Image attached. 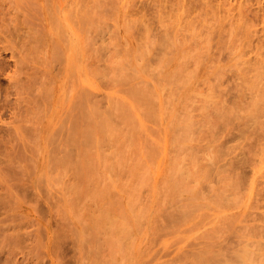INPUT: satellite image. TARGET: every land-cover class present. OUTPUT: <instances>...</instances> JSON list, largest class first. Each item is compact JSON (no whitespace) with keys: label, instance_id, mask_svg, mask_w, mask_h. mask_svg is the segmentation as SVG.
I'll return each instance as SVG.
<instances>
[{"label":"rangeland","instance_id":"374dc122","mask_svg":"<svg viewBox=\"0 0 264 264\" xmlns=\"http://www.w3.org/2000/svg\"><path fill=\"white\" fill-rule=\"evenodd\" d=\"M248 1L0 0V264H195L264 243V116L244 123L264 92V0ZM90 105L107 128L88 150L70 116Z\"/></svg>","mask_w":264,"mask_h":264},{"label":"bare ground","instance_id":"6f19581e","mask_svg":"<svg viewBox=\"0 0 264 264\" xmlns=\"http://www.w3.org/2000/svg\"><path fill=\"white\" fill-rule=\"evenodd\" d=\"M245 1H246V0H245ZM247 1H248V0H247ZM258 1H260V0H258ZM258 1H257V2H258ZM187 2H188V1H187ZM248 2H250V0H249ZM247 7H248V6H247ZM248 8H249V7H248ZM81 19L84 20V17L80 16V20H81ZM83 20H82V21H83ZM82 21H81V22H82ZM83 22H84V21H83ZM83 22H82V23H83ZM243 26H244V25H243ZM243 26H242V27H243ZM240 27H241V26H240ZM244 27H245V26H244ZM245 28H247V27H245ZM240 31H241V30H240ZM245 32H246V31H245ZM242 34H243V33H242ZM261 38H262V37H261ZM258 41H259V40H258ZM259 42H260V41H259ZM256 44H257V43H256ZM254 46H255V45H254ZM33 47H34V46H33ZM259 48H260V46H259ZM255 49H256V46H255ZM260 49H261V48H260ZM260 49H259V51H260ZM251 51H252V50H251ZM257 51H258V50H257ZM262 54H263V53H262ZM137 59H138V58H137ZM260 60H261V59H260ZM246 61H247V60H246ZM254 61H255V60H254ZM0 62H1V61H0ZM85 63L87 64V62H85ZM247 63H248V62H247ZM254 63H255V62H254ZM256 63H257V62H256ZM256 63H255V64H256ZM259 63H260V62H259ZM261 63H262V62H261ZM258 65H259V64H258ZM261 65H262V64H261ZM262 66H263V65H262ZM96 67H97V66H95V68H96ZM253 67H254V66H253ZM256 67H259V66H256ZM0 69H1V65H0ZM96 69H97V68H96ZM101 69H102V68H101ZM247 69H248V68H247ZM254 70H255V69H254ZM262 70H263V69H262ZM3 71H4V70H3ZM99 72H100V71H99ZM101 72H102V71H101ZM101 72H100V73H101ZM246 72H247V71H246ZM90 73H91V72H90ZM76 74H77V73H76ZM76 74H75V76H76ZM92 74H93V72H92ZM97 74H98V73H97ZM72 75H73V74H72ZM90 75H91V74H90ZM98 75H99V74H98ZM174 75H176V74H174ZM248 75H249V74H248ZM260 75H262V74H260ZM77 76H78V75H77ZM94 76H97V75H94ZM94 76H93V77H94ZM99 76H100V75H99ZM99 76H98V77H99ZM102 77H105V76H102ZM253 77H254V76H253ZM77 78L80 79L79 76H78ZM77 78H76V80H77ZM95 78H96V77H95ZM99 78H101V77H99ZM251 78H252V77H251ZM260 78H261V77H260ZM102 80H103V78H102ZM247 80H248V79H247ZM77 81H80V80H77ZM98 81H99V80H98ZM260 82H261V79H260ZM253 84H254V83H253ZM263 84H264V83L262 82V85H263ZM259 85H260V84H259ZM80 87H82V86H80ZM83 87H84V86H83ZM258 87H259V86H258ZM260 87H261V86H260ZM85 88H86V89H85ZM133 88H134V87H133ZM136 88H138V87H136ZM87 89H88L87 87H84L83 92H86ZM134 89H135V88H134ZM140 89L143 90L142 88H140ZM257 89H258V88H257ZM259 89H260V88H259ZM79 90H81V88H80ZM85 90H86V91H85ZM131 90H132V88H131ZM131 90H130V91H131ZM261 90H262V88H261ZM263 90H264V89H263ZM263 90H262V92H263ZM90 91H91V90H90ZM91 92H92V91H91ZM91 92H90V94H91ZM132 92H133V91H132ZM144 92H145V91H144ZM257 92H259V91H257ZM79 93H80V92H79ZM139 93H140V92L137 90V92H135V95H139V96H137V97H138V98H141ZM260 93H261V92L258 93V95H259L260 97H258V95H257L255 98H253V97L251 96V98L254 99V100H251V102H252L251 104H252L253 106H252L251 104H250L251 106H249V108L251 107L252 110H250L251 113H250V111H249V114H250V115L246 116V117H247V120H245V119H246V117H245V119H244V120H245V121H244L245 124H248V123H247L248 120H249V122H250V120H252V121H253L252 124H254L255 122H256L255 124H257V121H259V119H261V118L264 116V92H263V95L260 94ZM83 94H84V93H82V94L80 93V94H79L80 96L78 97V95H77V98L80 99L81 95H83ZM86 94H87V95L89 94L88 91L86 92ZM86 94H85V96H82V98H83L82 101L85 100L84 103L81 102V99H82V98L80 99V101L77 100V101H79V103L76 104V105H78V106H76L77 108H78L79 106H81L80 103H82V104L84 105L85 102L88 101V99L90 98V97H87ZM147 94H148V93H147ZM131 95H133V93H131ZM131 95H130V96H131ZM141 95H142V94H141ZM144 95H145V94H144ZM142 96H143V95H142ZM147 96H148V95H147ZM254 96H255V95H254ZM75 97H76V96H75ZM75 97H74V98H75ZM84 97H85L86 99H84ZM144 97H145V96H144ZM144 97H142L141 99L143 100ZM77 98H76V99H77ZM87 98H88V99H87ZM131 98H132V100H134V101L137 102V99H136L135 97H134L135 99L133 98V96H131ZM147 98H148V97H147ZM76 99H73V100H75L74 103H77ZM90 99H91V98H90ZM90 99H89V101H88L89 104H91V103H90ZM148 99H149V98H148ZM144 100H145V99H144ZM150 100H151V99H150ZM249 100H250V99H249ZM140 102H141V100H140ZM140 102H139V100H138V104H139V105H141ZM144 102H145V101H144ZM146 102H147V101H146ZM150 102H151V101H150ZM150 102H149V103H150ZM86 103H87V102H86ZM214 103H215V102H214ZM216 103L218 104V102H216ZM219 103H221V102H219ZM233 103H234V102H233ZM89 104L87 103L86 105L88 106ZM207 104H208V103H207ZM74 105H75V104H74ZM125 105H127V104H125ZM135 105H136V104H135ZM224 105H225V104H224ZM232 105H233V104H232ZM84 106H85V105H84ZM87 106H86V107H82V108H83V111H82V112L85 114V115H83L84 117H81V116H80V115H82V113H81V114H77V112H75V113L78 115V117H80V119H78L77 117H75V115L70 116V115L72 114V112H71V108L69 109L71 114L68 113L66 116H68V117H69V116L72 117V119H74V120L76 121L77 124H80V123L82 122L81 120L84 121V119H85L86 121L82 122L83 124H80V126L83 125V127L85 126L84 123H87V120H88V124H87V125H89V126H88V128L84 129L85 131L83 130V131L86 132V133L81 132V135H82V133L86 135V140H87V141L85 140V143H84V144L86 145V144L89 143V145H91L90 149H93L92 144H94V147L96 148V145H95V144L97 143L96 139L98 138L99 135H101L100 132L105 131V130H103V129H104V127L107 128V126L104 125L106 122H103L102 119H101V120H102V122H103L104 127L102 126V122H101V124H100V125H101L100 127H102L103 129L100 128V127H98V126H99L98 124L96 125L97 127H94V126H93L94 123H93V125H91L92 123H91L89 120L93 121L94 119H97V117H99V112H100V110L97 109V107L90 105L91 108L93 107V108H92V112H91L90 110H88L89 107L87 108ZM128 106H129V105H128ZM211 106H212V105H211ZM222 106H223V105H222ZM233 106H234V105H233ZM235 106H236V105H235ZM70 107H72V106H70ZM74 107H75V106H74ZM74 107H73V108H74ZM219 107H220V106H219ZM252 107H253V108H252ZM73 108H72V110H73ZM77 108H76V109H77ZM84 108L87 109L86 112L89 113L88 115L84 112V110H85ZM119 108H123V107H122V104H121V107H119ZM215 108H216V107H215ZM215 108L213 107L212 109H215ZM230 108H231V107H229L228 112H230ZM80 109H81V107H80ZM93 109H95V110H93ZM96 109L98 110V112H97ZM123 109H126V110H127V107L125 106V108H123ZM123 109H121V111H123ZM224 109H226V107H225ZM77 110H79V109H77ZM128 110H130V109H128ZM128 110H127V111H128ZM217 110H218V108H217ZM243 110H247V109L245 108V109H243ZM248 110H249V109H248ZM73 111H74V110H73ZM79 111H80V110H79ZM93 111H94V112H93ZM124 111H125V110H124ZM131 111H132V110H131ZM221 111H222V110H221ZM221 111H220V112H221ZM231 111H232V110H231ZM128 112H129V111H128ZM128 112H125V114L128 113ZM212 112H213V110H212ZM220 112L218 113V116H221L222 118H223V117H224V118H228V117H229V114H228V113H224V112H223V113L220 114ZM244 112H245V111H244ZM247 112H248V111H247ZM90 113H91V117H92V118H93V116H94L95 114L98 113V115H97V116L95 115L96 117L92 119V118L89 116ZM93 113H94V114H93ZM122 113H123V112H121L120 114H122ZM230 113H231V112H230ZM233 113H234V112H233ZM131 114H132V113H131ZM148 114H149V112H148ZM231 114H232V113H231ZM247 114H248V113H247ZM92 115H93V116H92ZM126 115H129V114H126ZM132 115L134 116V114H132ZM151 115H152V114H151ZM213 115H214V114H213ZM215 115H216V114H215ZM234 115H235V114H234ZM66 116L64 117L65 119L67 118ZM87 116H89V117H87ZM121 116H123V115H121ZM211 116H212V114H211ZM212 117H213V116H212ZM212 117H211V118H212ZM233 117H234V116H233ZM248 117H251V119H248ZM75 118H76V119H75ZM81 118H83V119H81ZM124 118H127V117H124ZM129 118H130V120H131L132 117H129ZM207 118H208V117H207ZM207 118H206V119H207ZM215 118H216V117H215ZM230 118H231V117H230ZM67 119H68V118H67ZM72 119H71V126L75 125V122H73V124H72V121H73ZM133 119H134V118H133ZM217 119H219V118L217 117ZM231 119H232V118H231ZM231 119H230V120H231ZM242 119H243V118H242ZM78 120L81 121V122L79 123ZM124 120H125V119H124ZM221 120L223 121V119H221ZM221 120H220V121H221ZM225 120H228V119H225ZM62 121H63V120H62ZM65 121H66V120H64L63 122H65ZM127 121H128V120H127ZM131 121H132V120H131ZM131 121H130V122H131ZM217 121H218V120H217ZM217 121H216V122H217ZM222 121H221V122H222ZM263 121H264V120H263ZM263 121H260V122L262 123V125H263ZM68 122H69V120H68ZM93 122H95V120H94ZM97 122H98V121H97ZM128 122H129V121H128ZM180 122H181V120H180ZM90 123H91V124H90ZM99 123H100V121H99ZM227 123H230L229 120L227 121ZM64 124H66V122H65ZM77 124H76V126H77ZM255 124H254V126H255ZM60 125H61V124H60ZM62 125H63V123H62ZM67 125H68V123H67ZM67 125H65V126H60V127H61V128H64V127H66ZM112 125H113V124H112ZM188 125H190V123H189ZM188 125H186V126H187L188 128H190ZM238 125H239V124H238ZM238 125H237V126H238ZM249 125H250V123H249ZM249 125H248V126H249ZM78 126H79V125H78ZM235 126H236V125H235ZM256 126H257V125H256ZM256 126H255V127H256ZM60 127H59L58 129H61ZM67 127H68V126H67ZM67 127H66V128H67ZM74 127H75V126H74ZM83 127L81 126V128H83ZM245 127H246V125H245ZM255 127H254V128H255ZM257 127H259V125H258ZM261 127H262V126H261ZM71 128H73V127H71ZM71 128H69V129L67 128V129H68L67 131H69ZM106 128H105V129H106ZM181 128H182V127H181ZM237 128H238V127H237ZM246 128H247V127H246ZM73 129H74V128H73ZM78 129H80V127H79ZM78 129H77V127H76L75 131H78ZM101 129H102V130H101ZM240 129H241V128H240ZM248 129H250V126H249ZM251 129H252V126H251ZM260 129L262 130V128H260ZM61 130H63V129H61ZM65 130H66V129H65ZM65 130L63 131L64 133H65ZM106 130H107V129H106ZM245 130H246V129L244 128V130H242V131L245 132ZM253 130L255 131V129H253ZM256 130H257V129H256ZM57 131H58V130H57ZM57 131H55V134H58V133H56ZM79 131H82V130L80 129ZM99 131H100V132H99ZM251 131H252V130H251ZM254 131H253V132H254ZM61 132H62V131H60L59 133L61 134ZM70 132H71V133H70ZM70 132H69L68 134H69V135H71V134L73 135L72 131H70ZM105 132H106V131H105ZM260 132H262V131H260ZM64 133H63V134H64ZM98 133H100V134H98ZM103 133H104V132H103ZM103 133H102V134H103ZM183 133H184V132H183ZM190 133H191V132H190ZM250 133H251V132H250ZM256 133H257V132H256ZM258 133H259V132H258ZM258 133L256 134L257 137H258ZM104 134H105V133H104ZM104 134H103V135H104ZM243 134H244V133H243ZM245 134H246V133H245ZM58 135H59V134H58ZM186 135H187V134H186ZM259 135H260V134H259ZM82 136H83V135H82ZM76 137H77V136H76ZM84 137H85V136H84ZM103 137L105 138V136H103ZM252 137H253V136H252ZM257 137H256V138H257ZM68 138H70L71 141H72V139H73L72 136H71V137H68ZM100 138H101V136H100ZM106 138H107V137H106ZM261 138H262V137H261ZM257 139H258V141L260 140V138H257ZM105 140H106V139H105ZM261 140H262V139H261ZM71 141H70V142H71ZM68 142H69V140H68ZM73 142H75V141H73ZM73 142H72V143H73ZM251 143H252V142H251ZM258 143H260V141H259ZM60 144H61V143H60ZM69 144H70V143H69ZM74 144H75V143H74ZM81 144H82V143H81ZM163 144H164V143H163ZM63 145H64V144H63ZM65 145H68V144L65 143ZM65 145H64V146H65ZM71 145H73V144H71ZM85 145H84V148H85L86 146H87V148H88V145H86V146H85ZM262 146H263V145H262ZM68 147H70V146L68 145ZM71 147H72V146H71ZM253 147H254V146H253ZM79 148H80V147H79ZM81 148H83V145H82ZM95 148H94V149H95ZM260 148H263V147H261V145H260ZM58 149H60V147H58ZM66 149H67V147H66ZM90 149L88 148V150H90ZM80 150H82V153H83V151H86V150H83V149H80ZM260 150H261V152L263 151L262 149H260ZM61 151H62V150H61ZM91 151H92V150H91ZM254 151H255V150H254ZM69 152H70V153H69ZM78 152H79V151H78ZM92 152H95V151L93 150ZM62 153H63V151H62ZM87 153H88V155H89L90 151L87 152ZM255 153L259 154L260 152H259V150H257V151L254 152V154H255ZM68 154L70 155V154H72V152H71V151H68ZM68 154H66V156H67ZM73 154H74V153H73ZM73 154H72V155H73ZM80 154H81V153H80ZM84 154H85V153H84ZM84 154H82V155H84ZM251 154H252V153H251ZM254 154H253V156H255ZM62 155H63V154H62ZM69 155H68V156H69ZM72 155H71V157H72V159H73L74 156H72ZM85 155H86V154H85ZM85 155H84L83 157H85ZM88 155H87V156H88ZM262 155H263V154H261V156H262ZM253 156H251V157H253ZM71 157H70V158H69V157H67V158L64 157V158L66 159V161H69V160H71ZM78 157H79V156H78ZM80 157H82V156H80ZM83 157H82V158H83ZM89 157H90V156H89ZM251 157H249V158H251ZM258 157H259V155H258ZM57 158H58V157H57ZM64 158H63V160L65 161ZM74 158H75V157H74ZM86 158H88V157H86ZM247 158H248V157H247ZM249 158H248V159H249ZM262 158H263V157H262ZM67 159H69V160H67ZM76 159H77V158H76ZM83 159H84V160H87V159H85V158H83ZM83 159H82V161L84 162ZM88 159H89V158H88ZM90 159H92V158H90ZM56 160H57V159H56ZM56 160H55V161H56ZM73 160H74V159H73ZM79 160H81V159L79 158ZM251 160H252V158H251ZM61 161H62V159H61ZM66 161H65V162H66ZM59 162H60V160H59ZM65 162L63 163V165L65 164ZM71 162L74 163V161H71ZM75 162L77 163V161H75ZM86 162H87V161H86ZM86 162H84V164H82L83 166L80 164V165L82 166V168H84V167L86 166V165H85ZM67 163H68V162H67ZM67 163H66V164H67ZM69 163H70V162H69ZM78 163H80V161H79ZM78 163H77V164H78ZM88 163H89V162H88ZM56 164H57V163H55V165H56ZM66 164H65V165H66ZM70 164H71V163H70ZM90 164H93L92 161L90 162ZM90 164H88V165H90ZM248 164H250V163H248ZM255 164H256V163H255ZM59 165H61V163H60ZM57 166H58V165H57ZM94 166H95V165H94ZM67 167H68V166H67ZM71 167H72V166H71ZM71 167H70V169H71ZM82 168H80V169H82ZM72 169H73V168H72ZM48 170H49V169H48ZM84 170H85V169L81 170V171H82V173H81V174H82V176H81L82 179L84 178V176H85V174H86L85 171H87V169H86L85 171H84ZM179 170H180V169H179ZM184 170L186 171L187 169H184ZM83 171H84L85 173H84ZM88 171H89V170H88ZM93 171H94V170H93ZM93 171H92V173H90V174L93 175V174H94ZM95 171H96V170H95ZM95 171H94V172H95ZM181 171H183V170H181ZM187 171H189V170H187ZM187 171H186V173L183 171L182 174H183L184 176H182L181 172L179 173V171L177 170L176 172L180 174V175H178V178L181 179V178L183 177L184 179H181V182H179L180 180L176 177V175H175L176 173H175L174 175H175V177L177 178V181L175 180V181H174V184H175V182H177V184H178V182H179L180 185H181L182 182L185 180L184 183H183L181 186L184 187V186L187 184L186 186H188V187H187L188 189L186 188V186H185V188H183V187L181 188V186H179V185H177V186L174 187V188H177V187H178V188H181V189H185L184 191L187 190L186 193H187V192L189 193L190 191H192V189H194V186L192 185L193 183H191L192 181H190V180L193 179V178L196 179V177H199V176H197L196 174H192V175H194V176H192V177H193V178H192V177H191V173H190L191 171H189V173H187ZM203 172H204V171H203ZM245 172H246V171H245ZM192 173H193V172H192ZM87 174H88V173H87ZM83 175H84V176H83ZM203 175H204V174H203ZM244 175H245V174H244ZM252 175H253V174H252ZM86 176H87V175H86ZM86 176H85V177H86ZM89 176H90V175H89ZM89 176H87V177H89ZM179 176H180V177L182 176V177L180 178ZM239 176H240V175H239ZM241 176H242V178H243V174H242ZM87 177H86V178H87ZM245 177H246V176H244L243 179H245ZM176 178H175V179H176ZM242 178H239V180L242 179ZM84 179H85V178H84ZM84 179H83V180H84ZM248 179H249V178H248ZM85 180H86V179H85ZM87 180H88V178H87ZM173 180H174V179H173ZM182 180H183V181H182ZM189 181H190V182H189ZM87 182H88V181H87ZM193 182L195 183V182H197V180H196V181H193ZM237 182H240V181H237ZM243 182H244V180H243ZM243 182L241 181L240 183L244 184ZM88 183H90V182H88ZM88 183H87L86 185H88ZM189 183H190V185L193 186V187H191L190 185H188ZM240 183H238V184L240 185ZM94 184H95V183H94ZM195 184H196V183H195ZM248 184H249V183H248ZM175 185H176V184H175ZM245 185H246V184H245ZM249 185H250V184H249ZM76 186H77V185H76ZM88 186H89V185H88ZM94 186H95V185H94ZM242 186H243V185H242ZM96 187H97V186H96ZM190 187H191L192 189H191ZM92 188H94V187H92ZM92 188H90L91 191H92ZM178 188H177V189H178ZM189 188H190L191 190H189ZM195 189H196V186H195ZM88 190H89V188H88ZM91 191H90V192H91ZM95 191H96V190H95ZM181 191H182V190H181ZM99 192H100V191H99ZM108 192H111V191L108 190ZM108 192H107V193H108ZM91 193H92V192H91ZM94 193H95V192H94ZM88 194H89V193H88ZM88 194H87V195H88ZM92 194H93V193H92ZM92 194H91V196L93 197ZM96 194H97V192H96ZM98 194H99V193H98ZM94 195H95V194H94ZM100 195H101V194H100ZM104 195H105V194L103 193L102 196H104ZM109 195H111V194L109 193ZM109 195H108V196H109ZM105 196H106V195H105ZM105 196H104V197H105ZM82 197H83V196H82ZM94 197L96 198L97 195L94 196ZM106 197H107V196H106ZM110 197H111V196H110ZM242 197H243V195H242ZM99 198L102 199V197H99ZM111 198H113V197H111ZM115 198H116V197H115ZM104 199H105V198H103V200H104ZM226 199H228V197H227ZM94 200H95V199H94ZM221 200H222V198H221ZM241 200H242V199H241ZM108 201H109V200H108ZM113 202H115V201H113ZM121 203H122V202H121ZM121 203H120V204H121ZM107 204H109V203H107ZM118 204H119V203H118ZM94 205H95V204H94ZM105 205H106V204H105ZM122 205H123V204H122ZM194 205H195V204H194ZM114 206H115V205H114ZM116 206H118V205H116ZM108 207H109V206H108ZM110 207H112V206L110 205ZM91 208H92V207H91ZM112 208H113V207H112ZM112 208H111V209H112ZM197 208H198V207H197ZM96 210H97V209H96ZM196 210H197V209H196ZM92 211H93V209H92ZM111 211H114V210H111ZM130 211H131V210H130ZM130 211H129V212H130ZM177 211H178V210H177ZM114 212H115V211H114ZM131 212H132V211H131ZM94 213H95V211H94ZM96 213H97V211H96ZM173 213H174V212H173ZM181 213H182V212H181ZM183 213H185V212H183ZM185 214H186V213H185ZM262 214H263V213H262ZM91 215H93V214H91ZM113 215H115V214L113 213ZM125 215H126V214H125ZM190 215H191V214H190ZM234 215H235V214H234ZM93 216H94V215H93ZM175 216H176V215H175ZM188 216H189V215H188ZM111 217H112V216H111L110 210L107 209V210L100 211L98 214H96L95 217H94V219L92 218V219L94 220V222H93L92 219H91V220H92V223H94L93 226H94L97 230H102L101 228L104 227V226H107V228H109L110 223H111V220H112ZM130 217H131V216H130ZM134 217H135V216H134ZM232 217H233V216H232ZM236 217H237V216H236ZM135 218H136V217H135ZM169 218H170V216H169ZM178 218H179V217H178ZM184 218H185V215H184ZM261 218H262V219H261ZM124 219H125V218H124ZM170 219H171V218H170ZM186 219H187V218H186ZM226 219H228V218H226ZM229 219H230V218H229ZM234 219H236V218L234 217ZM260 219H261V220H264V217L262 216V217H260ZM86 220H87V219H86ZM86 220H85V222H87ZM125 220H126V219H125ZM135 220H136V219H135ZM176 220H177V219H176ZM182 220H183V219H182ZM223 220H225V218H224ZM116 221H117V220H116ZM231 221H232V220H231ZM113 222H115V220H114ZM117 222H118V221H117ZM117 222H116V223H117ZM137 222H138V221H137ZM183 222H186V221L184 220ZM88 223H89V224H92L91 221H88ZM116 223H114V224H116ZM177 223H178V222H177ZM180 223H181V222H180ZM83 224H84V223H82V225H83ZM86 224H87V223H86ZM86 224H84V225H86ZM84 225H83V226H84ZM87 225H88V224H87ZM108 225H109V226H108ZM90 226L92 227V225H89V227H90ZM113 226H114V225H113ZM257 226H258V224H257ZM257 226H256V227H257ZM85 227H86V226H85ZM258 227H259V228L261 227V229H260L261 231L257 230V229H259ZM258 227H257V228L253 227L254 229H256V230H255L256 233L254 232L253 236L256 235V234H257V235L260 234V236H258V237H261V238H262L264 235H261V234H262V232H263L264 227H263V226H258ZM83 228H84V227H83ZM104 228H105V227H104ZM104 228H103V229H104ZM110 228H112V227H110ZM251 228H252V227H251ZM91 229L93 230V228H91ZM91 229H90V230H91ZM105 229H106V228H105ZM124 229H125V228H124ZM88 230H89V229H88ZM94 230H95V229H94ZM94 230H93V231H94ZM110 230H112V229H110ZM252 230H253V229H252ZM102 231H103V230H102ZM113 231H114V229H113ZM113 231H111V232L113 233ZM127 231H128V232H126V233H128V235H129V234H130V233H129L130 230L127 229ZM249 231H250V230H249ZM253 231H254V230H253ZM253 231H251V232L253 233ZM257 231H259V232H257ZM64 232H65V231H64ZM85 232H86V231H85ZM95 232H96V231H94L93 233L91 232L93 236L90 235V237H92V238L94 237L93 240L95 239V237L98 236V235H97L98 233H95ZM104 232L106 233V230H105ZM107 232H110V231H107ZM116 232H117V231H116ZM116 232H115V233H116ZM251 232H249V233H251ZM57 233H58V232H57ZM88 233H90V232H88ZM99 233H100V232H99ZM107 234H108V233H107ZM109 234H111V233H109ZM122 234H123V233H122ZM263 234H264V233H263ZM59 235H60V233H59ZM65 235H66V233H65ZM85 235H86V234H85ZM94 235H95V236H94ZM96 235H97V236H96ZM112 235H114V233H113ZM112 235H110L111 238H112V237L114 238V236L117 237V235H114V236H112ZM120 235H121V234L119 233V236H120ZM249 235H250V234H249ZM62 236H63V235H62ZM101 236H103V235H100V237H101ZM123 236H125V235H123ZM63 237H64V236H63ZM66 237H67V236H66ZM87 237H88V236H86V238H87ZM100 237H98V238H100ZM103 237L105 238V236H103ZM110 237H109V238H110ZM120 237H121V236H120ZM255 237H256V236H255ZM258 237H256V238H258ZM61 238H62V237H61ZM88 238H89V237H88ZM98 238H97V239H98ZM111 238H110V239H111ZM118 238H119V237H118ZM62 239L64 240V238H62ZM89 239H90V238H89ZM89 239H88L87 241H88L89 243H91L90 241H92V240L89 241ZM97 239H95V240L97 241ZM100 239H101V238H100ZM100 239H99V240H100ZM114 239H115V238H114ZM75 240H76V239H75ZM85 240H86V239H85ZM107 240H108V239H107ZM115 240H116V239H115ZM56 241H57V239H56ZM60 241H61V239H60ZM85 242H86V241H85ZM99 242H100V241H99ZM103 242H105V241H103ZM108 242H110V241L108 240ZM116 242H117V244L120 243V241H118V239H117L114 243H116ZM132 242H134V240H133ZM243 242H245V241H243ZM243 242L240 241L241 244H242ZM60 243H61V242H60ZM94 243H96V242L94 241ZM97 243H98V242H97ZM105 243H107V242H105ZM114 243H112L113 246H115ZM134 243H135V242H134ZM240 243L238 242L237 245L240 244ZM101 244H102V243H101ZM103 244H104V243H103ZM108 244H109V243H108ZM108 244H107V245H108ZM123 244H124V243H123ZM125 244H126V243H125ZM129 244H132V243H129ZM251 244H252V245L249 246L250 248H248V247H247L248 244L246 243V245L240 247V249H237V250L235 251V253L233 252L234 255H233V254H232L231 256L229 255L230 258H226V259H223V260H222V258H221L220 261H219V260H215L214 257L211 258V257H207V256L199 255V254H196V255H199V256L197 257V256L195 255L196 258H195V256H194L195 259H194V258H193V259L196 260V262H197L198 264H247L248 260H252V262H255V261H254L255 259H256V262H257V260H260V262H261V260L264 259V258L259 259V256L264 255V250H263V249H264V245H262V244H264V243L261 244V241L257 240V241L251 242ZM96 245H97V244H96ZM96 245H95V246H96ZM99 245H100V244H99ZM134 245H135V244H134ZM237 245H236V246H237ZM253 245H254L255 248H254V247L251 248ZM117 246H118V245H117ZM123 246H124V245H123ZM126 246H127V245H126ZM130 246H131V245H130ZM130 246H129V247H130ZM195 246H197V245H195ZM212 246H213V245H212ZM212 246H209V247H212ZM238 246H239V245H238ZM115 247H116V246H115ZM118 247H119V246H118ZM120 247H121V246H120ZM120 247H119V248H120ZM124 247H125V246H124ZM131 247H132V246H131ZM206 247H207V246H206ZM209 247H208V248H209ZM55 248H57V247H55ZM116 248H117V247H116ZM202 248H203V247H202ZM234 248H235V247H234ZM139 249H140V247H139ZM206 249H207V248H206ZM231 249H232V248H231ZM122 250H123V248H122ZM130 251H131V250H130ZM203 252H204L206 255H207V253H210V251L207 252V253H206L205 251H203ZM203 252H202V253H203ZM213 253H214V252H213ZM215 254H216V257H217L218 254H217L216 252H215ZM221 254H222V253H221ZM221 254H220V256H221ZM228 254H229V253H228ZM192 255H193V254H192ZM213 256H215V255L213 254ZM218 256H219V255H218ZM224 256H225V255H224ZM224 256H223V257H224ZM129 257H130V256H129ZM130 260H131V259H130ZM133 260H134V259H133ZM128 261H129V260H128ZM249 262H251V261H249ZM249 262H248V263H249ZM256 262H255V263H256ZM262 262H263V260H262ZM262 262H261V263H262ZM129 263H130V262H129ZM197 263H195V264H197ZM257 263H258V262H257ZM252 264H253V263H252Z\"/></svg>","mask_w":264,"mask_h":264}]
</instances>
